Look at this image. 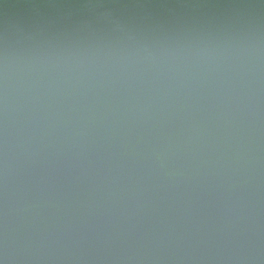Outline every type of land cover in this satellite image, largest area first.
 <instances>
[{
	"label": "water",
	"instance_id": "95a60500",
	"mask_svg": "<svg viewBox=\"0 0 264 264\" xmlns=\"http://www.w3.org/2000/svg\"><path fill=\"white\" fill-rule=\"evenodd\" d=\"M0 264H264V0H0Z\"/></svg>",
	"mask_w": 264,
	"mask_h": 264
}]
</instances>
